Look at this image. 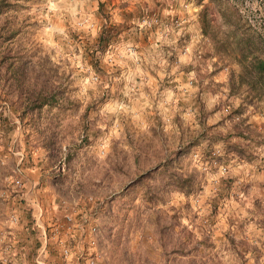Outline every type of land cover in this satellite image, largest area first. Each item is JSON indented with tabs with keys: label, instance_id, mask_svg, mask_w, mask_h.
<instances>
[{
	"label": "rangeland",
	"instance_id": "obj_1",
	"mask_svg": "<svg viewBox=\"0 0 264 264\" xmlns=\"http://www.w3.org/2000/svg\"><path fill=\"white\" fill-rule=\"evenodd\" d=\"M257 47L264 0H0V264L82 208L99 264H264Z\"/></svg>",
	"mask_w": 264,
	"mask_h": 264
},
{
	"label": "built area",
	"instance_id": "obj_2",
	"mask_svg": "<svg viewBox=\"0 0 264 264\" xmlns=\"http://www.w3.org/2000/svg\"><path fill=\"white\" fill-rule=\"evenodd\" d=\"M15 183L21 186L22 182L18 178ZM91 196L87 198L91 201ZM33 228L41 235V244L38 248V264H46L41 254L46 252L47 246L53 244L63 259V264H99L101 262V254L98 250V241L96 234L98 233L95 218L83 208L81 210H72L65 213L62 219L55 217L47 222L43 219L40 212L34 216ZM15 221L16 217L11 216Z\"/></svg>",
	"mask_w": 264,
	"mask_h": 264
},
{
	"label": "trees",
	"instance_id": "obj_3",
	"mask_svg": "<svg viewBox=\"0 0 264 264\" xmlns=\"http://www.w3.org/2000/svg\"><path fill=\"white\" fill-rule=\"evenodd\" d=\"M257 48L249 51L250 55H245L240 65L251 74V85L260 88L259 92L264 94V58L259 56L260 48Z\"/></svg>",
	"mask_w": 264,
	"mask_h": 264
}]
</instances>
